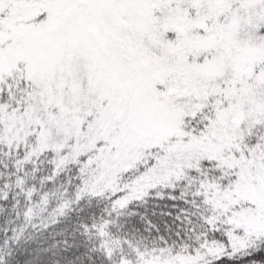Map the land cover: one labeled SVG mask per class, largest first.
Segmentation results:
<instances>
[{"label": "snow or ice", "instance_id": "1", "mask_svg": "<svg viewBox=\"0 0 264 264\" xmlns=\"http://www.w3.org/2000/svg\"><path fill=\"white\" fill-rule=\"evenodd\" d=\"M0 264H264V0H0Z\"/></svg>", "mask_w": 264, "mask_h": 264}]
</instances>
